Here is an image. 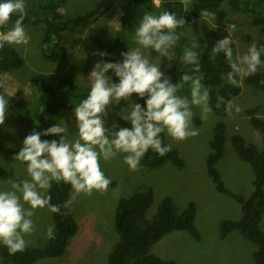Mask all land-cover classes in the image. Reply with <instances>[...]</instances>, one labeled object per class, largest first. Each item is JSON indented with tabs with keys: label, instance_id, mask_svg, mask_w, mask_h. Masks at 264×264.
Returning <instances> with one entry per match:
<instances>
[{
	"label": "rangeland",
	"instance_id": "374dc122",
	"mask_svg": "<svg viewBox=\"0 0 264 264\" xmlns=\"http://www.w3.org/2000/svg\"><path fill=\"white\" fill-rule=\"evenodd\" d=\"M38 0H24L31 3ZM98 0H67L61 9L65 18L77 16L90 9ZM194 0L187 2L191 5ZM256 1V0H242ZM127 0H114L113 7L97 23L86 28H71L63 33L62 47L67 56L60 60H50L44 57L40 44L44 36V26L24 27L30 37L27 44L14 45L24 57V65L11 72L3 74L4 87L7 93L13 94L18 90L23 92L21 102L29 109L38 107V93L31 84V76L37 73L50 75L57 81L63 75H71L77 83L87 92L90 89V73L99 61L96 53L101 52L96 39L113 41L121 30V9ZM160 2V1H159ZM160 5V3H159ZM141 11L136 20L134 37L130 34L127 51L140 47L135 40V28L145 13ZM223 8L228 16L224 21H217L209 16L186 26L190 38V48L200 58L204 45L203 24H209L215 29L220 38L230 37L234 42L233 59L247 53L251 45L264 41V33L258 26L250 22L249 14L237 11L230 4V0H224ZM14 20L0 26V34L3 28L9 30L14 25ZM142 54L150 63L160 64V69L167 74L171 68V53L167 57H160L151 48H142ZM257 67L256 72H264V61ZM113 82L118 79L110 76ZM246 76H239L238 82L242 86V92L233 98L229 104L226 117L218 116L211 108L202 118L200 106H191L193 113L190 129L198 130V135L190 136L184 140H175L163 132L171 147L180 151L185 159L184 167H177L168 161L161 166L149 168L139 163L137 170H131L124 161L126 153L117 154L105 161L100 159V167L110 178L114 179L118 186L114 188L109 184L107 191L101 193L93 191L91 195L80 193L73 199L74 191L69 199V205L74 211L79 224L78 233L71 239L67 252L60 257L41 259L35 264H107L108 256L118 240V232L115 227V214L119 199L130 196L136 191L152 188L154 190V202L148 211V217L152 218L157 212L162 200L171 196L178 209L183 211L190 202L194 201L198 207L196 225L201 232L202 239L195 240L187 231H173L166 234L153 247L152 253L166 260H173L175 264H256L253 256L257 246L245 238L239 230H233L226 238L220 235L221 224L227 219H238L242 215L241 205L231 196L219 192L207 171V157L211 151L210 140L218 121L227 123L226 152L218 164L223 180L231 190L249 197L254 190L253 181L255 172L252 165L244 161L238 155L232 136L241 134L244 140L253 142L259 147L263 146L262 135L251 123V115L248 110L260 106L256 115L264 119V90L257 89L246 83ZM178 95L190 97V84L183 93ZM131 101L121 100L119 105H112L108 109L105 119V127L116 125L123 109L130 110L131 103H138L135 95ZM209 103V102H208ZM75 107V106H74ZM73 108L67 109L55 118L48 120L51 127L61 124L66 128L63 134L68 141L78 138ZM130 123V121H127ZM131 124V123H130ZM23 123L6 112L5 121L0 125V135L7 146L22 147L23 139L31 134ZM42 140H57L59 135L41 137ZM27 165L21 161L8 157L0 161V191H14L12 182L16 180H30L26 171ZM19 195V193H17ZM48 195V190L45 193ZM25 209L30 206L21 201ZM33 231L25 235L27 245L31 247L44 246L48 243L47 230L56 225L53 213L46 206L33 210L31 217ZM264 230V215L261 222Z\"/></svg>",
	"mask_w": 264,
	"mask_h": 264
},
{
	"label": "trees",
	"instance_id": "16d2710c",
	"mask_svg": "<svg viewBox=\"0 0 264 264\" xmlns=\"http://www.w3.org/2000/svg\"><path fill=\"white\" fill-rule=\"evenodd\" d=\"M67 0H38L25 3L27 15L23 21L24 27L38 28L44 26V36L40 49L45 58L60 60L67 56L62 47L63 33L71 28H86L100 21L113 7L114 0H98L87 11L65 18L62 8ZM161 0L159 7L154 0H127L121 9V30L113 41L96 39L101 52H106L104 57L99 56V61L119 62L123 59L121 53L126 52L128 40L133 31L139 13L144 10L152 11L151 14L158 15L162 11L174 13L177 18L183 17L186 24L176 29L180 39L169 49L171 53V68L165 75L172 83H182L181 77L184 74L195 75L194 65L185 64L182 57L184 50L190 48V38L186 26L206 17L213 16L219 22L227 19L228 13L223 8L224 0ZM231 6L237 11L249 14L250 22L258 26L264 33V0L242 1L230 0ZM207 10L211 15L203 16L202 12ZM18 13H13L11 19L16 20ZM4 31H8L3 28ZM135 31V30H134ZM205 45L203 52L198 59L200 73L203 74L202 84L209 90V104L212 110L220 117H226L229 111V104L234 97L242 92V86L233 85L228 80V73L231 71L230 63L224 52L215 56L212 48L217 41L221 40L218 32L209 24L202 26ZM134 37V32L131 34ZM258 49L264 48V41L255 44ZM234 50V42L230 45ZM261 60L264 61V52L261 53ZM25 63L24 57L14 45L5 44L0 48V95L8 101L6 112L18 119L29 130L42 132L50 127L48 120L55 118L67 109L73 108L81 100L87 97L88 92L82 88L71 75H63L55 81L50 75L37 73L31 76V84L38 93V107L35 110L29 109L21 102L23 92L9 94L4 87L3 74L21 68ZM109 76L116 79L114 73L109 71ZM239 76H237V80ZM246 83L257 89L264 90V72H255L245 77ZM189 83H184L179 91L183 93ZM137 102L144 106V99L134 94ZM218 97L223 102L217 107ZM260 106L249 109L251 123L260 131L263 139V146L259 147L253 142L243 139L241 134L235 133L232 136V143L244 161L249 162L255 172L253 181V193L246 197L227 187L222 174L218 168L220 160L226 152L227 123L223 120L217 122L213 137L210 140L211 151L207 157L208 175L219 192L234 198L242 208V215L238 219H227L221 224L220 235L226 238L233 230L240 233L257 248L254 251L256 264H264V230L261 222L264 215V119L256 115ZM48 121V122H47ZM120 127H131V124L119 116L115 126L107 128L109 138L111 132ZM52 135L41 137H51ZM164 146L170 144L164 133L160 134ZM20 150L17 146H7L0 135V161L14 157ZM172 162L177 167H184L185 159L178 149L171 147L165 155L160 156L152 149H149L141 158L140 164L149 168H155L166 162ZM105 173V172H104ZM105 175L109 177L107 173ZM111 185L117 188V182L110 178ZM73 189L70 184L63 181L51 182L48 195L51 197V204L60 206L59 213H53L56 229L53 238H50L44 246H26L22 252L10 254L7 247L0 243V264H35L41 259L63 256L70 245L71 239L78 233L79 224L76 215L69 205V199ZM154 202V190L146 188L136 191L130 196H123L119 199L116 214L115 227L118 232V240L108 256L107 264H175L173 260H166L152 253V247L162 237L173 231H187L192 237L200 241L201 232L196 225L198 207L192 201L180 211L171 196H166L157 212L152 218L148 217V211ZM66 205V206H65Z\"/></svg>",
	"mask_w": 264,
	"mask_h": 264
},
{
	"label": "clouds",
	"instance_id": "9594fccd",
	"mask_svg": "<svg viewBox=\"0 0 264 264\" xmlns=\"http://www.w3.org/2000/svg\"><path fill=\"white\" fill-rule=\"evenodd\" d=\"M159 7V0H154ZM13 13H18L14 25L0 34V48L5 44L22 45L29 42L23 26L27 15L24 0H0V26L6 25ZM203 16H209L207 10ZM186 20L169 11L158 15L145 13L135 28V40L140 47L131 48L121 53L119 62L98 61L90 73L91 83L87 97L73 109L78 138L68 141L63 135L66 128L56 124L42 132L33 129L25 136L22 147L14 159L27 165L30 180L12 182L14 191H0V243L7 247L10 254L22 252L27 246L25 235L33 231L31 219L33 210L48 207L53 213L60 212V206L51 204L50 195H46L51 182L63 181L70 184L75 199L76 195L92 192H105L111 183L100 167L101 157L107 161L117 152L126 153L125 163L131 170H137L141 158L152 149L160 156L170 151V145L164 146L160 134L167 132L175 140H184L198 135V130L190 129L193 113L191 106H200L202 118L211 111L209 107V90L202 84L198 53L193 48H186L183 54L185 64L194 65L195 75L184 74L182 83H172L164 76L160 64L150 63L141 52L142 48H151L160 57H167L168 51L180 39L176 29L183 27ZM233 43L228 36L216 42L212 48L215 56L224 52L230 63L231 71L227 74L231 84L237 85V76L254 74L261 62L264 48L251 45L247 53L233 59ZM101 57L106 52L96 53ZM109 71L118 78L113 82ZM190 82V99L178 95L184 83ZM136 94L144 99V106L131 103L130 110L123 109L121 119L130 121L131 127H120L111 132L105 127L104 117L112 105H119L121 100L131 101ZM223 102L218 97L217 107ZM8 101L0 95V125L5 121ZM59 135V141L42 140L41 136ZM19 193V195L17 194ZM23 201L30 207L25 209ZM66 206V205H65ZM47 236L53 238V227L47 230Z\"/></svg>",
	"mask_w": 264,
	"mask_h": 264
},
{
	"label": "built area",
	"instance_id": "2783aa9c",
	"mask_svg": "<svg viewBox=\"0 0 264 264\" xmlns=\"http://www.w3.org/2000/svg\"><path fill=\"white\" fill-rule=\"evenodd\" d=\"M160 2L159 3H161V0H159ZM155 3V2H154Z\"/></svg>",
	"mask_w": 264,
	"mask_h": 264
}]
</instances>
